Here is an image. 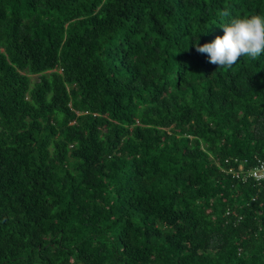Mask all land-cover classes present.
Here are the masks:
<instances>
[{
	"label": "trees",
	"instance_id": "obj_1",
	"mask_svg": "<svg viewBox=\"0 0 264 264\" xmlns=\"http://www.w3.org/2000/svg\"><path fill=\"white\" fill-rule=\"evenodd\" d=\"M253 14L0 0V264H264V55L195 47Z\"/></svg>",
	"mask_w": 264,
	"mask_h": 264
},
{
	"label": "clouds",
	"instance_id": "obj_2",
	"mask_svg": "<svg viewBox=\"0 0 264 264\" xmlns=\"http://www.w3.org/2000/svg\"><path fill=\"white\" fill-rule=\"evenodd\" d=\"M227 17V9L221 12ZM222 36H216L212 42L195 44L196 51L207 54L209 62L217 68L229 69L242 57L256 60L264 55V16L253 14L232 18L220 25Z\"/></svg>",
	"mask_w": 264,
	"mask_h": 264
},
{
	"label": "built area",
	"instance_id": "obj_3",
	"mask_svg": "<svg viewBox=\"0 0 264 264\" xmlns=\"http://www.w3.org/2000/svg\"><path fill=\"white\" fill-rule=\"evenodd\" d=\"M250 175L255 180H259L264 177V160H261L258 166H255L250 170Z\"/></svg>",
	"mask_w": 264,
	"mask_h": 264
}]
</instances>
